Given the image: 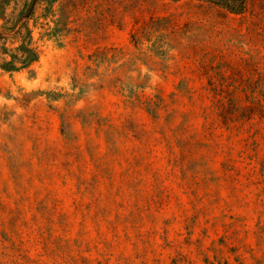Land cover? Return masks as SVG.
I'll return each instance as SVG.
<instances>
[{
	"label": "rangeland",
	"instance_id": "obj_1",
	"mask_svg": "<svg viewBox=\"0 0 264 264\" xmlns=\"http://www.w3.org/2000/svg\"><path fill=\"white\" fill-rule=\"evenodd\" d=\"M28 25L0 264H264V0H37Z\"/></svg>",
	"mask_w": 264,
	"mask_h": 264
},
{
	"label": "trees",
	"instance_id": "obj_2",
	"mask_svg": "<svg viewBox=\"0 0 264 264\" xmlns=\"http://www.w3.org/2000/svg\"><path fill=\"white\" fill-rule=\"evenodd\" d=\"M17 2L0 0V69L6 71L30 70L39 58V52L33 45L32 29L28 25L37 0L24 2V10L12 22L7 11L11 7L15 9ZM8 42L11 48L7 47Z\"/></svg>",
	"mask_w": 264,
	"mask_h": 264
}]
</instances>
